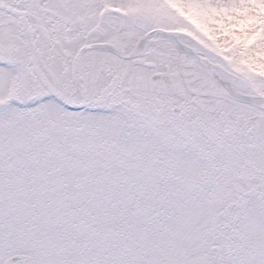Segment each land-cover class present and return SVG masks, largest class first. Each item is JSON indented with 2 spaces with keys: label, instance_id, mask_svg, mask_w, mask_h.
<instances>
[{
  "label": "snow or ice",
  "instance_id": "1",
  "mask_svg": "<svg viewBox=\"0 0 264 264\" xmlns=\"http://www.w3.org/2000/svg\"><path fill=\"white\" fill-rule=\"evenodd\" d=\"M0 264H264V0H0Z\"/></svg>",
  "mask_w": 264,
  "mask_h": 264
}]
</instances>
